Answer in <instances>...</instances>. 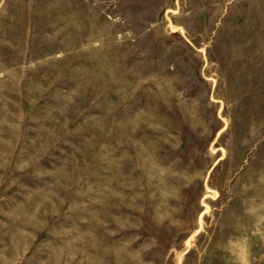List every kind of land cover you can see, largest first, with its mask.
Listing matches in <instances>:
<instances>
[{"label": "rangeland", "instance_id": "rangeland-1", "mask_svg": "<svg viewBox=\"0 0 264 264\" xmlns=\"http://www.w3.org/2000/svg\"><path fill=\"white\" fill-rule=\"evenodd\" d=\"M0 264H264V0H0Z\"/></svg>", "mask_w": 264, "mask_h": 264}]
</instances>
